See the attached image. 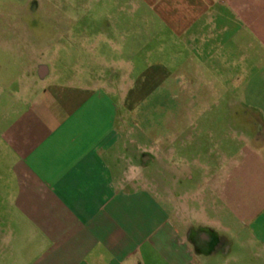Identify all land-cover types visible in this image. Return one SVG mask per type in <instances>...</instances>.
I'll return each instance as SVG.
<instances>
[{
	"label": "crops",
	"instance_id": "0c3cea01",
	"mask_svg": "<svg viewBox=\"0 0 264 264\" xmlns=\"http://www.w3.org/2000/svg\"><path fill=\"white\" fill-rule=\"evenodd\" d=\"M143 1L141 21L170 37L201 43L209 26L226 25L264 52V0ZM20 26L32 25L0 28ZM8 34L0 32V60L22 65L12 75L13 60L0 63V264H225L232 240L211 214L216 192L187 195L183 182L192 176L168 163L169 146L120 135V77L61 81L36 65L35 83H22L30 72L20 44L30 38ZM206 166H198L205 185ZM158 183L181 194L159 195Z\"/></svg>",
	"mask_w": 264,
	"mask_h": 264
},
{
	"label": "rangeland",
	"instance_id": "374dc122",
	"mask_svg": "<svg viewBox=\"0 0 264 264\" xmlns=\"http://www.w3.org/2000/svg\"><path fill=\"white\" fill-rule=\"evenodd\" d=\"M140 5L143 0H0V26L32 25L0 32L23 42L28 33L20 52L30 76L22 83H35L36 65L61 81L111 84L120 77V135L169 146L168 163L192 176L183 182L187 195L216 192L211 214L229 227L232 240L225 264H264V52L255 41L231 36L226 25L209 26L201 43L170 37L166 28L144 25L148 13ZM133 20L139 21L125 28ZM109 21H120V28H104ZM124 30L130 34L120 37ZM12 60L7 66L15 75L22 60ZM200 164L210 165L202 175L206 185ZM156 190L181 194L159 183Z\"/></svg>",
	"mask_w": 264,
	"mask_h": 264
},
{
	"label": "water",
	"instance_id": "95a60500",
	"mask_svg": "<svg viewBox=\"0 0 264 264\" xmlns=\"http://www.w3.org/2000/svg\"><path fill=\"white\" fill-rule=\"evenodd\" d=\"M203 230H207V229H204V228H202Z\"/></svg>",
	"mask_w": 264,
	"mask_h": 264
}]
</instances>
